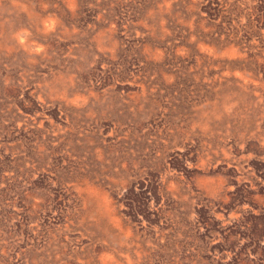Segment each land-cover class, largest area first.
Returning <instances> with one entry per match:
<instances>
[{
  "label": "rangeland",
  "instance_id": "374dc122",
  "mask_svg": "<svg viewBox=\"0 0 264 264\" xmlns=\"http://www.w3.org/2000/svg\"><path fill=\"white\" fill-rule=\"evenodd\" d=\"M0 264H264V0H0Z\"/></svg>",
  "mask_w": 264,
  "mask_h": 264
}]
</instances>
